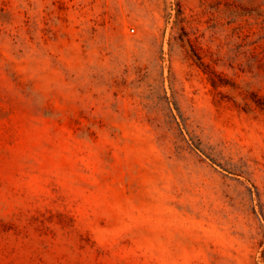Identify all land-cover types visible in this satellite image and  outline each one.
<instances>
[{"label":"rangeland","instance_id":"obj_1","mask_svg":"<svg viewBox=\"0 0 264 264\" xmlns=\"http://www.w3.org/2000/svg\"><path fill=\"white\" fill-rule=\"evenodd\" d=\"M0 264H264V0H0Z\"/></svg>","mask_w":264,"mask_h":264}]
</instances>
